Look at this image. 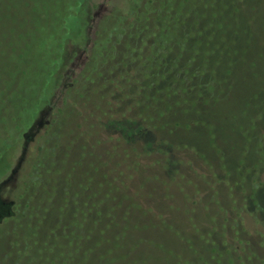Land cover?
I'll list each match as a JSON object with an SVG mask.
<instances>
[{
	"label": "trees",
	"instance_id": "trees-1",
	"mask_svg": "<svg viewBox=\"0 0 264 264\" xmlns=\"http://www.w3.org/2000/svg\"><path fill=\"white\" fill-rule=\"evenodd\" d=\"M188 1L159 0L168 21L158 28L141 22L128 48L118 47V39L130 25L133 0H107L103 6L94 0H22V18L8 14L14 39L9 40L4 65L0 61V70L11 77L6 90L0 86V178L14 162H23L13 190V213L0 220V264H121L128 257L124 249L132 235L125 229L120 232L118 223V205L126 202L160 223L172 218L182 222L180 209L192 207L191 181L170 157L182 146L211 156L213 149L221 152L213 142L200 145L204 141L200 130L213 129L209 121L213 109L231 96L240 70L256 71L257 60L264 61L255 52L238 54L236 48L237 56H233L225 44L213 57V36L224 37L231 31L260 42L264 54V0ZM30 3L33 13L25 10ZM20 22L26 28L18 34L14 26ZM192 37L203 42L199 50L190 42ZM123 53L138 61L132 64L131 57L123 64L119 58L114 62L115 54ZM75 56L62 87L64 104L58 107L50 102L59 87L57 68ZM232 61L237 64L229 68ZM256 76L261 84L248 101V116L258 109L264 87V75L257 72ZM227 79L233 86L223 89ZM49 103L53 108L50 124L24 138L23 132ZM10 104L14 111L7 109ZM246 126H239L244 135ZM70 127L76 128L74 137L80 141L83 157L64 171V163L58 165L56 160L67 148L62 142L67 141ZM185 133L193 134L196 142L184 140ZM155 152L171 153L170 170L149 157ZM85 156L87 180L78 177ZM113 157L119 162L115 164ZM161 195L182 199L171 210L158 200ZM216 203L221 205L220 200ZM231 207L234 216L225 219L233 232L230 240L214 238L221 224L213 232L218 264L229 260L231 264H264V232L247 224L245 204L236 200ZM221 208L228 213L231 209L223 203ZM214 218L218 220L217 215ZM256 220L264 226V220ZM195 227L208 245L212 233L201 224ZM160 232L161 228L156 233ZM168 237L157 243L167 248L176 239ZM151 244L156 242L147 246ZM99 251V262H93ZM201 251L207 264H216ZM136 259L140 264L145 258Z\"/></svg>",
	"mask_w": 264,
	"mask_h": 264
},
{
	"label": "rangeland",
	"instance_id": "rangeland-1",
	"mask_svg": "<svg viewBox=\"0 0 264 264\" xmlns=\"http://www.w3.org/2000/svg\"><path fill=\"white\" fill-rule=\"evenodd\" d=\"M94 1L103 6L107 0ZM199 1L201 0H189L188 2L194 4ZM178 2H180V0H178ZM21 4L22 0H0L1 65H4L5 63L4 59L7 56V49L10 44L9 40L14 39V37L12 38L14 32L11 31L13 24L10 18H8V14H13L14 18L21 19L22 15H24V12L20 13V10L24 9L21 7ZM133 4L135 10L130 18V25L119 36L118 47L123 45L128 48L130 44H132L131 37L135 36L134 33L141 22H147L154 26V28H158L159 25L167 22L169 19L164 14L165 7L159 3V0H133ZM31 5V3L27 5L25 10L33 13ZM143 17L144 21L140 20ZM16 21L19 23L18 20ZM30 21L27 20L25 24L29 25ZM20 24L21 25L14 26L15 28H18L16 33L21 32L26 28L22 25L24 22H20ZM226 34L228 36L223 35L224 37L211 35L213 36V57H216L218 48L223 47L220 45L225 44V46L232 50L231 54L233 56H237L234 52V48H236L240 50L238 54L255 52L258 55L257 59L260 57L264 59V54L261 53L262 50L260 49L262 46L260 42L255 43L246 38L237 37L232 31ZM135 37L137 38V36ZM215 37L221 39L217 40ZM17 38H19L18 35ZM125 41H127L126 44ZM221 41L224 43H221ZM190 42H193L198 50L203 43L199 40L197 41L196 37H192ZM79 56L78 53L77 57ZM118 56L119 57L115 54L114 62L116 63L117 58H119V63L121 64H123L125 60L128 61L131 57H133L132 64H135L138 61V58L133 55L123 53L118 54ZM194 56H196V54ZM77 57H71L72 59L70 60L64 59L62 66L57 68L56 76L59 79V87L56 89L54 96H52L50 100L51 104L54 103L58 107L64 104L62 87L68 76L71 74L70 70ZM244 59L245 56L242 57V61ZM82 61L83 58L77 60L78 63L76 64L79 65ZM257 61L259 68L256 71L246 70L245 68L240 70L235 77V81L238 82L231 96L213 109V117L209 118V121L213 123V129L202 128L200 130L202 133L201 137L204 138L203 143L200 141V145L209 146L213 142V144L221 150V152L218 151L219 154L218 152L216 154L214 149L213 156H211L207 152L196 150L191 146H182L175 151L172 156L170 155L171 153L168 152L167 155L161 152V154L155 152L149 155V157L156 160L161 167L169 168V170L172 168V165L169 162L170 160L168 161V158L171 156V161L175 160L178 171H180L184 178L191 181L188 182L193 195L189 200V204L192 207L180 209L182 210V222L179 221V218H172L167 221L164 220L165 223H160L157 221V218L152 216L149 212H145L142 208H138L135 205L130 207L131 205L128 202L118 205V223L121 229L120 232L127 230L126 232L128 234H132L127 240L126 248L124 249L125 254L128 257H125L121 264H139L136 259L138 257L145 258L140 264H207L208 262H205L201 250H204V254L209 258H212V260L214 258V262L218 264L220 262V260H218L219 255L215 250L213 251L214 248L211 243L214 236L213 232L216 234L219 231L217 226L221 224L220 232H218L214 238H216L217 242L221 240V238L222 241L230 240V236L233 232H230V222L226 224L225 219L234 216L231 206L232 203L233 205L236 204V200L242 205L245 204V208L249 215V221L247 224L254 227L253 229L262 230V232H264V226L257 223L258 221L256 220L259 218L260 220H264V87L262 88L261 99L257 100L258 109L249 116L246 113L248 101L251 98L252 93L254 90H258V87L261 84L256 73L258 72L261 75H264V61ZM76 64H74V66ZM232 64H237V61L229 62V68H232ZM116 69H119V67H116ZM0 76V86L6 90V86H9L6 85V82L11 77L8 75V72L4 70H0ZM231 86H233V83H230L229 79H227L223 89H229ZM51 104L49 103V105L39 110L38 115L32 121L33 123L31 126L23 132L22 136L24 138L39 134L50 124L53 114V108L50 106ZM6 107L9 111L15 110V107L11 104ZM20 111L21 109L18 112ZM239 126H241V128L246 126L245 129H243L246 135L239 130ZM75 133L76 128L70 127L67 131V141L63 139L62 142V146L65 145L67 148H64V150L59 152L56 160L58 165L61 162L64 163V171H67L70 163L72 165V163H76V160L79 161L81 157H83L82 150L78 143L80 141L74 137ZM244 136L246 139V145L243 141ZM184 140L196 142L193 134L190 133H185ZM243 147H245L244 150ZM208 151L210 152L211 150L208 149ZM112 161L116 164L119 162V158L113 157ZM112 161L111 163L113 164ZM22 162L23 159L14 162L0 178V220L13 213V190L16 185L17 174ZM87 162L88 156H85L83 168H79L78 171V177L83 175L85 180L89 179L90 175L87 166L89 164H87ZM82 170L83 173L81 174ZM165 173L167 174L169 172L167 171ZM95 181L98 182L99 179H96ZM258 191L260 193H258ZM182 194L183 197H187L185 191H182ZM181 199L182 197L169 198L163 195L158 197V200L165 202L167 205L166 207L171 210L175 209L174 205L180 204ZM213 200L215 201L213 202ZM217 200H220L221 205L223 203L225 206H230L231 209L229 213L222 210L221 205L216 203ZM209 202L210 205H207L206 203ZM194 207L195 212L193 214L192 209ZM250 213L252 214L251 216ZM215 214L218 216V220L214 218V216H216ZM195 223L196 225L197 223L201 224L205 232L212 233L208 245H206L199 237L200 234L195 227ZM159 228H161L162 232L156 233ZM177 230H180L178 235L176 232ZM164 235H169V239L176 237L174 242L168 243V246L166 245L167 248H163L157 243L158 241L159 243H163L162 238ZM153 240L156 244H151L154 246L148 247V243L153 242ZM140 246L145 247L140 248ZM97 253L95 252L97 256L94 258L93 262H99L98 259L102 254L100 251ZM214 254L216 255L213 256ZM154 255L155 257H153ZM226 255L227 258H229V255ZM163 257L165 258L163 262H157V260H162ZM225 263L231 264V260L226 261ZM225 263L223 262V264Z\"/></svg>",
	"mask_w": 264,
	"mask_h": 264
}]
</instances>
